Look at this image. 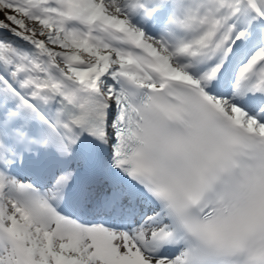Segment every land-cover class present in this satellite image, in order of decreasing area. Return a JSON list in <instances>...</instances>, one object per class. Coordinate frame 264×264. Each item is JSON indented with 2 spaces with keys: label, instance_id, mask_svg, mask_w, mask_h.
I'll list each match as a JSON object with an SVG mask.
<instances>
[{
  "label": "snow or ice",
  "instance_id": "1",
  "mask_svg": "<svg viewBox=\"0 0 264 264\" xmlns=\"http://www.w3.org/2000/svg\"><path fill=\"white\" fill-rule=\"evenodd\" d=\"M0 264H264V0H0Z\"/></svg>",
  "mask_w": 264,
  "mask_h": 264
}]
</instances>
